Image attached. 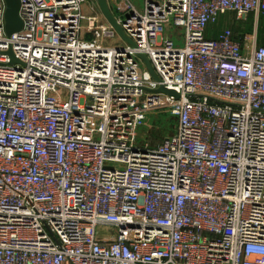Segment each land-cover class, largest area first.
I'll list each match as a JSON object with an SVG mask.
<instances>
[{
  "label": "built area",
  "instance_id": "2783aa9c",
  "mask_svg": "<svg viewBox=\"0 0 264 264\" xmlns=\"http://www.w3.org/2000/svg\"><path fill=\"white\" fill-rule=\"evenodd\" d=\"M115 6L135 45L95 0H21L8 35L0 0V264H264V45L215 31L264 0Z\"/></svg>",
  "mask_w": 264,
  "mask_h": 264
},
{
  "label": "rangeland",
  "instance_id": "374dc122",
  "mask_svg": "<svg viewBox=\"0 0 264 264\" xmlns=\"http://www.w3.org/2000/svg\"><path fill=\"white\" fill-rule=\"evenodd\" d=\"M114 1L115 0H109L113 11L117 16L123 17L122 12L118 10V8H116ZM132 1L136 4L139 9H143L144 0ZM95 2L97 3V0H95ZM85 11L88 12L87 6L85 7ZM228 19L230 21V24H224L225 18H221L220 23L215 25L216 33L226 28L227 26H230L236 34L240 33L242 37L248 36V38H251V42H249L251 46H253L255 42L258 46L264 45L263 13L250 14L245 20H238L236 19V17H230ZM174 40L176 45H183L182 39L174 38ZM176 124L177 117L168 111L160 110L150 113L146 117L144 124L138 130V140L145 144H149V146L151 147H156L160 145L166 137L170 136L174 132Z\"/></svg>",
  "mask_w": 264,
  "mask_h": 264
},
{
  "label": "water",
  "instance_id": "95a60500",
  "mask_svg": "<svg viewBox=\"0 0 264 264\" xmlns=\"http://www.w3.org/2000/svg\"><path fill=\"white\" fill-rule=\"evenodd\" d=\"M7 9L5 13L6 18V32L8 35H12L15 32H19L23 29V21L20 17V7H21V0H5ZM99 9L101 10L104 17L107 21L117 30V32L130 44L135 45L134 41L129 38L124 29L122 28L121 24L115 17L109 0H97ZM8 54L11 56V63H17L19 60L15 57L13 51L10 49ZM143 61L145 62L147 68L151 72L154 78L159 79L149 58L145 55L140 56ZM157 92L167 93L173 97H178V93L175 90L168 89L164 86H161L159 89L156 90Z\"/></svg>",
  "mask_w": 264,
  "mask_h": 264
},
{
  "label": "crops",
  "instance_id": "0c3cea01",
  "mask_svg": "<svg viewBox=\"0 0 264 264\" xmlns=\"http://www.w3.org/2000/svg\"><path fill=\"white\" fill-rule=\"evenodd\" d=\"M113 1V0H112ZM117 0L114 1V3L116 2ZM64 264H69V263H64Z\"/></svg>",
  "mask_w": 264,
  "mask_h": 264
},
{
  "label": "bare ground",
  "instance_id": "6f19581e",
  "mask_svg": "<svg viewBox=\"0 0 264 264\" xmlns=\"http://www.w3.org/2000/svg\"><path fill=\"white\" fill-rule=\"evenodd\" d=\"M249 42H251V38H249Z\"/></svg>",
  "mask_w": 264,
  "mask_h": 264
}]
</instances>
